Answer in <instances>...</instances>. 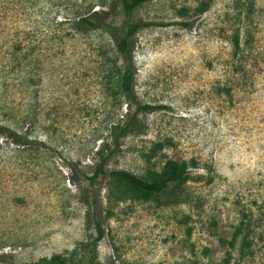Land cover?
Returning <instances> with one entry per match:
<instances>
[{
  "label": "rangeland",
  "instance_id": "1",
  "mask_svg": "<svg viewBox=\"0 0 264 264\" xmlns=\"http://www.w3.org/2000/svg\"><path fill=\"white\" fill-rule=\"evenodd\" d=\"M203 1L135 10L164 24L137 35L132 100L106 77L128 21L118 0H0V124L31 139L0 129V264H264V0H208L199 15ZM91 6L114 33L75 32ZM169 158L189 163L179 195L136 200L108 174ZM88 212L104 230L94 250Z\"/></svg>",
  "mask_w": 264,
  "mask_h": 264
},
{
  "label": "trees",
  "instance_id": "2",
  "mask_svg": "<svg viewBox=\"0 0 264 264\" xmlns=\"http://www.w3.org/2000/svg\"><path fill=\"white\" fill-rule=\"evenodd\" d=\"M149 1L151 0H118L120 10L128 21L120 36L116 37L115 45L117 58L110 61L112 65L106 77L108 85L111 86L113 90L130 97L132 100L136 98L135 85L137 66L135 62V50L137 35L144 28L164 24V22L156 21L131 20L135 10ZM98 4L103 3L99 2ZM209 7V1L204 0L201 5L196 8V13L200 15L206 12ZM102 13L98 11V9H95L94 6H91L86 12L76 15L72 22L69 21V24L71 25L72 23V27L77 33L89 32L100 28L107 30L110 34L114 33L112 24L106 20V16ZM64 22L68 21L65 20ZM185 24L187 25L188 23ZM231 41L237 52L240 48V33H233ZM15 44L19 49L24 48L23 40ZM158 108L160 107L154 104L137 102L138 111L153 112ZM141 124L140 121L133 117L123 126L122 133L128 134L130 132H136ZM0 129L4 133L12 134L17 142L27 143L31 140L28 135L18 133L8 125L0 124ZM103 163L104 162H101V164H99L95 173L90 177L92 182H94L100 174L107 173ZM108 174L111 175L115 184L124 192L128 193L136 200L144 201L170 192L179 195L180 192H183L185 183L190 179L189 163L173 158H169L161 169H150L146 175H139L124 168L113 169L109 171ZM87 223L89 226H94L97 231V236L93 241L87 244V247H91L92 245V250H94L97 242L103 238L104 230L100 220L90 212H88L87 215ZM82 262H84L82 256L75 259L61 254H54L49 258L42 257L37 261L22 264H82ZM220 264H231L230 257H225Z\"/></svg>",
  "mask_w": 264,
  "mask_h": 264
}]
</instances>
